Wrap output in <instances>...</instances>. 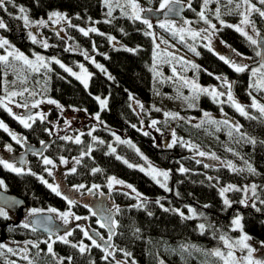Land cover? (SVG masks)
<instances>
[{"label": "trees", "instance_id": "obj_1", "mask_svg": "<svg viewBox=\"0 0 264 264\" xmlns=\"http://www.w3.org/2000/svg\"><path fill=\"white\" fill-rule=\"evenodd\" d=\"M146 2L150 9L159 4V0ZM182 2L188 5V0ZM103 3V0H5L4 7L0 8V19L6 24V28L0 29L2 36L9 43L13 42L17 50L25 53L32 50L44 52L74 63L75 58L82 60V55L67 47L66 40L55 27H42L49 45L44 48L29 39L27 27L22 19L17 18L21 15L20 7H24L34 19L46 16L52 10L64 11L73 17V25L67 27V35L88 50H92L96 44L98 63L103 69L89 64L91 77L87 88L55 62H52V69H46L44 76L40 71H28L27 86L23 85L28 91H24L23 96H14L15 100L31 103L37 92L40 99L51 98L59 104V107L57 104L46 106L44 119L37 116L30 123V128H25L18 119L0 107V121L20 139L17 143L0 128V149H7L11 153L6 155L9 161L17 162L15 157L25 151L27 143L34 147L42 146L41 152L27 153L21 173L0 165V181H3L0 187L21 196L28 210L53 207L85 216L91 222L89 225H71L69 231L72 234L68 236L69 243L66 244L55 239L51 242L50 236L33 230L30 225L24 227L28 224L26 220L15 224V220L8 216H0V230L7 237L6 243L9 241L8 244L0 241L5 246L0 248V264H216L219 260L213 257L211 250L220 244V235L236 233L230 223L238 212L243 216L244 229L256 240H264V203H261L264 201V117L257 109L248 106L246 108L251 112L247 117L243 116L230 103L214 102L207 94L193 98L195 94L181 79L192 77L198 84L217 83V76L232 79L237 99L244 106L249 98L248 93L255 89L250 84L261 79L260 73L256 77L251 74V70L259 68L261 64L256 55L258 47L234 27L226 25L237 21L247 5L243 4V0H233L231 4L228 0H209L207 5L204 0H191V8L187 6L184 13L207 25L197 15L204 11L207 20L215 21L219 27L220 37L235 48V56L242 60V64H246L244 59L251 61L246 64L248 69L245 72L237 73L217 54L204 47L198 37L187 39L184 36L185 39L181 41L179 35L174 37L170 31L162 28L155 31L148 29L142 22L134 21L127 15L116 14L110 20H98L97 31L85 36L78 27L89 24L94 18L99 19L103 14ZM255 4L264 10V4ZM217 9L219 19L216 17ZM250 18L260 33H264V17L252 11ZM221 20L224 24L220 23ZM146 31L154 35H145ZM109 37L118 39L122 46H115ZM190 41L192 43L189 45ZM174 44H177V48L171 49ZM179 46H182V50L178 49ZM190 47H195L199 55L192 52ZM15 64L11 60L7 64L0 62V98L12 90H19L16 84L12 90L7 86V75L10 74L6 72L13 66H19ZM192 64L198 65V69L192 68ZM30 87L36 92L29 93ZM98 93L109 96L106 108L101 109L95 96ZM63 107L78 108L90 116L99 114V125L92 126L89 122L84 125L85 130H74L73 134L68 132V135L55 132L54 127L58 122L65 120V113L61 112ZM223 111L236 117L239 131L233 122L218 116ZM204 112H215V116L203 115L194 123L186 119L189 115L200 116ZM165 113L172 115L166 116ZM15 114L18 116L17 112ZM151 117L157 121L155 128L162 131L174 129L178 134L175 144L172 143L171 147L161 146L154 135H145L141 122ZM226 120L227 124L224 123ZM77 137L80 143L75 142ZM189 140L206 155L200 156L196 148L189 147ZM8 146H11V150ZM41 155L52 159L71 157L76 160L72 167L76 171L73 173L71 168L69 172L53 177L46 171ZM144 155L168 172L166 187H161L145 171L130 164L143 161ZM232 163L245 167H229ZM249 166L254 171H249ZM181 167L186 171L181 172ZM93 169L100 171L93 172ZM112 176L125 180L132 187L129 188L127 183L109 187ZM41 177L48 184L55 181L61 195H56L41 181ZM250 181L257 183L255 207L252 203L241 204V190L236 189L228 191L232 201L230 206L225 205L220 194L223 186L244 185ZM78 185L85 187L77 190ZM93 185L98 187L93 188ZM137 193L140 195L137 196ZM102 194L108 196L107 204L114 206L115 211L119 208L115 214V233L111 235V240L106 228L97 226V218L88 207L93 196L97 198ZM68 200L74 203L69 205ZM178 208H183L188 215H181ZM200 224L205 225L203 232ZM90 225H96L99 229L95 238L100 247L94 246L81 231V227H85L93 233ZM80 242L87 246L83 253L78 246L72 247ZM48 244L52 245V253L48 252ZM14 246L18 248L13 249ZM105 249L113 253L107 259H104ZM125 253L130 255L126 256ZM68 257H71V261Z\"/></svg>", "mask_w": 264, "mask_h": 264}, {"label": "rangeland", "instance_id": "obj_2", "mask_svg": "<svg viewBox=\"0 0 264 264\" xmlns=\"http://www.w3.org/2000/svg\"><path fill=\"white\" fill-rule=\"evenodd\" d=\"M104 1V9H103V14H101V17L99 19L97 18H94L92 20V22H90L89 24H85L84 26H79L78 28H83L85 30H88V29H91V28H97L96 27V24H97V21L98 20H110L112 17H114L116 14L118 15H125L124 13L125 12H130V9L124 5V0H120V5L122 6H117L116 4V0H110V5H111V8H112V15L109 16L108 15V11H109V5L105 3V0ZM137 2L144 8V9H150L151 7L148 6L146 0H137ZM251 4L252 5H255V7L257 9H260V5L258 4H255L253 1H251ZM159 7V4L157 5V7L155 9H158ZM248 7H245L244 10L241 12V13H245L246 12V9ZM52 12H59L61 14H63L64 16H66V20H61L59 23H56V18L53 17L52 19H49V14L52 13ZM27 14V12H26ZM251 13L248 14V18H249V21L250 23L247 24V25H242V27L244 28L245 31L248 32L249 35H251L254 39H257L258 36L256 35L257 34V25L254 24L253 20H251ZM142 15V14H141ZM27 16L29 17V20L31 22L30 26H28L26 29H27V33H28V37L29 39L32 41V38L31 36L29 35V33H31L32 35H35L36 38H37V44L39 45H42L43 42H48V39H47V35H44L43 34V30H42V27L45 26V27H55V29L58 31V34L64 38L66 40V44L68 45L67 47L71 50V51H77L80 55H82V60L81 59H78V58H75V62L74 63H71V62H67V61H64L63 59H60V58H57V56H54V57H51V56H48L46 55V53H40L38 51H35V50H32L30 53H25V51H22V53L27 56L30 60H35V55L34 54H39V55H42L45 57L46 61H48V67L47 68H43L41 67L40 68V73L44 76L45 72H46V69H52V62L53 61V58L59 60L62 64H64L66 67L68 68H71L74 72H76L78 75H84L83 73H81V69H80V65H83L84 68L87 70V73L88 74H91V69H90V65L89 64H99L98 63V56L96 54V51L97 49L95 48V45L93 46L92 50H88L87 47H82L80 45H78L76 43L75 40H72L70 35H67V27L68 26H71L73 25V17L69 16L68 14L64 13V11H58V10H52L51 12H49L46 16H42L40 18H37V19H34L33 17H31L30 15L27 14ZM241 17L235 21V22H231L230 25H239L241 23V20L243 19V16L240 15ZM40 20H43L45 23L43 25H40L38 24L37 22L40 21ZM171 20V19H169ZM187 20V21H190V24H184V21ZM153 24V28L151 30H159V23L162 22V21H165L164 19H157V21H153V20H150ZM173 21L175 24H176V27L177 28H180V27H183L185 29H188V28H191L192 30H201V29H208L209 28V25H204V23L202 21H197L196 19H193L191 18V16H184V18L180 19H173L171 20ZM195 21V22H193ZM70 22V23H69ZM210 22L212 24H215L216 23L212 20H210ZM24 23V21H23ZM219 23V22H218ZM25 25V24H24ZM216 31L214 34L211 35V46H213L215 50V54H217L219 57L221 55H223L225 58L227 59H230L232 61H235L237 63H240L242 64V60L240 58H237L235 56V53H234V49L233 47L230 46V44H228L226 41H224V38L220 37V34H219V27L216 25ZM235 29V28H234ZM91 31H89L90 33ZM212 32L211 29H209V32L208 33H202V35H208ZM240 33V32H239ZM185 35L189 36L190 38L191 35L188 33V32H185L184 33ZM0 38H3L2 36V33L0 31ZM200 38V37H199ZM5 39V38H3ZM113 43L114 45H119V46H122V43H119L118 39H115L113 38ZM206 41V40H205ZM161 42V40L159 41ZM158 42V43H159ZM94 43V42H93ZM192 42H188V44L190 45ZM205 43H208V41H206ZM204 43V44H205ZM16 46L14 45L13 42L9 43L8 45H6L4 48H0V55H7L8 52L12 51L13 49H16L15 48ZM177 48V44H174L173 46H171V49H174V48ZM184 48V47H183ZM179 50L181 49L182 50V46H179L178 48ZM17 50V49H16ZM19 51V50H18ZM21 52V51H19ZM85 53H87V56L88 58L86 59L85 58ZM9 60H11L12 62H15L16 64L15 65H19L18 67H15L13 66V68H11V70H8L6 72L9 73L10 75H7V79H8V82L9 84L7 86H9L12 90L13 88V85L16 84L18 85V90L17 92H24V89H25V86H23L24 84H26L27 86V75H28V71H30L31 69H29L28 67H26L24 64L22 65V61H15L12 57H9ZM95 61V63H93L92 61ZM244 62L246 64H250L251 61H249V59H244ZM14 65V64H13ZM23 66V67H22ZM258 66V65H257ZM16 69V70H15ZM48 76V74H47ZM91 75H89L87 77L88 79V83H89V79H90ZM188 80H194L192 77L191 78H186ZM81 82V80H79ZM228 81L231 83L232 79H228ZM197 84L198 82L195 81ZM40 84V87H43V84L42 83H39ZM81 84H83L81 82ZM84 85V84H83ZM201 87L203 88H208V89H212V88H216L218 91L220 92H225L227 93V87L223 85V81L222 80H219L217 83H213V84H199ZM29 93L31 91H33L34 93L36 91H34L31 87L29 88ZM236 90H234V84H233V89H232V94L234 96V98L240 102V100H238V95L237 93L235 92ZM13 92L10 91L8 92L7 94L3 95L4 97V103H6L8 105L9 108H11V110L13 111L12 113H16L18 114L19 117H24L23 116V112H25V109L31 107V105L33 103H36L37 101H39L40 103L38 104L37 107H35V110L36 112L30 114V115H33L35 118L38 116V118L40 116H43V112L46 110V106H51L52 103H48L47 101L48 100H54V99H51V98H42L40 99V95L39 93H35V94H31V95H35V100L32 101L31 103L25 101L24 103L23 102H18L17 100H15L14 97H10L8 94ZM251 92V96H249V100L247 99L245 101V103L243 104L245 106V111L250 114V110H248V108H246V106H248L249 108L251 109H255L256 108H253L251 107V103H252V98L254 97L256 99L257 102H259L261 105H264V91H261V93L259 94L258 90L255 88L253 91H250ZM32 93V92H31ZM96 97H99L101 100H108V97L109 96H106V95H100V93L96 94L95 95ZM221 100H227V96H223V97H220ZM24 104H27L28 107H20L18 105H24ZM57 103H55L54 105H56ZM58 107H59V104H57ZM100 105V103H99ZM142 107H143V104H140ZM101 106V105H100ZM140 106V107H141ZM107 107V103H106V106L103 107V108H106ZM101 107V109H103ZM258 110V109H257ZM69 111V112H68ZM146 111H148V109L146 108ZM259 111V110H258ZM61 112L64 114L65 113V120H63L62 122H58V125L54 127V130L55 132H60V133H65L68 135V132L72 133L74 132V130H85L84 128V125H87L89 122L91 123L92 126H98L99 125V122L98 120L96 119V116H90V114H86V113H82L80 112V110L77 109H68V108H64L61 110ZM206 113V112H204ZM209 113V116H212L214 117L215 116V112L214 113H211V112H208ZM260 113V112H259ZM261 114V113H260ZM204 114L200 115V116H196L195 114L193 115H189L188 117H186V119L190 122H197L199 121V118L202 117ZM262 115V114H261ZM15 116H17L15 114ZM28 116V115H27ZM25 116V117H27ZM220 118H223V119H227L228 121H231L233 122L234 125H237L238 124V121L236 119V117H233L232 115L228 114L227 111H223L222 113H219L218 115ZM264 117V115H262ZM154 120V118H150L148 121H145V122H141V128L142 130L145 132V133H148L150 134L151 136L154 135V138H155V141L157 143H159L161 146L163 145H166V146H169L173 143V140H177V136L178 134L175 133L174 129L172 128H169L168 131H165V130H161V129H158V128H155V125L152 124V121ZM156 121V120H155ZM33 121H29V123H31ZM87 128V127H86ZM173 133H175V135H173ZM187 144L189 145V147L191 148H196L197 149V144L192 142V141H187ZM197 152L200 153V152H204V151H200L197 149ZM18 153V152H17ZM15 153V155L17 154ZM205 153V152H204ZM7 154H11L8 152V150H4V149H0V159L2 160H5L6 162L10 163V164H13L15 167L17 168H22L20 166V163L17 162H13V161H9L7 158H6V155ZM206 154V153H205ZM46 157L44 155H41L40 158L43 160V158ZM143 161L141 162H138V163H131L132 165H135L136 168H143L144 171L148 174L149 172V165H151L152 167H154L155 169H158L160 171H166L165 169L162 170L160 166L156 165V163L154 162H151L150 160H148V157H146L145 155L143 156ZM47 158L51 159L53 161V165H46V168L48 170H50L52 172V176L53 177H56L58 175H60L61 173H67L69 172V170L73 167L74 163L76 162L75 159H71V157L69 158H65V157H59V159H52L50 156H48ZM61 158H63L64 161H67V163H62V160ZM232 167L234 168H244L245 165H240V164H236V163H232L231 165ZM247 168V167H246ZM143 171V172H144ZM167 172V171H166ZM149 175V174H148ZM151 176V175H150ZM114 177V176H112ZM152 177V176H151ZM111 178V177H110ZM169 178V177H168ZM157 179L161 182H163V184L167 185L168 183V179L167 180H164V178L162 177H157ZM116 180H119V181H122L121 179H118L116 178ZM54 182V183H53ZM52 183H50L51 185H54L56 186V183L55 181H53ZM130 185L128 182H126L125 180L123 181V184L125 185ZM123 184H115V185H123ZM229 185L233 186V189H239L241 190V196L239 198V201L241 202L242 200H245L246 201V204H250V203H254V195L253 194V190H252V185H257V183L255 182H249V183H245L244 185H241L240 183L239 184H228L226 186H223L222 188H225V187H228ZM221 188V189H222ZM220 189V190H221ZM256 189V188H255ZM223 199H227L229 202L232 201V198H231V195H229V192H225L224 195H223ZM241 204H244V203H241ZM1 208V207H0ZM112 209H114L115 207L114 206H111ZM39 211H37L36 213L42 211V212H48V213H51L49 211V209H56V212H52L54 214V217H55V220L57 221V223L59 224L58 226V229L56 230V236L53 235L51 237V242H52V239H55V240H60L59 237L60 236H66V233L69 231V229L71 228V225H73L74 223L75 224H80V223H86V225H89L91 224V222H89V219H80V220H76L74 217L77 216V215H72L69 217V223L67 225L64 224L63 222V219L61 218L60 214L61 213H64V212H69L67 210H63V209H57V208H46V209H43V208H35ZM32 208H30L28 210V215L30 213H32ZM180 213L184 214V215H188L184 210L183 208H178L177 209ZM5 212L7 213V216L9 218H11L12 220H15L16 219V216L14 214L11 213V211H6ZM73 214V213H72ZM237 216H239L241 218V225H242V231L240 229H235L234 231L236 233H231V235H227L226 237H228L231 241H235V240H238L242 235H247L250 237V239L247 241V243L255 249V252L253 253V256L254 258L256 259H260V260H264V240L260 241V240H256L254 238V236H252L251 234H249L245 229H244V226H243V222H242V215H241V212H238L237 214L234 215V217L231 218V223H230V226H232V229H233V225H232V220L234 218H236ZM79 217H85V216H79ZM22 222H26L25 219L22 220ZM96 222H98V227L99 225H101L102 223L99 222L98 219H96ZM96 225L94 226H89L92 230H93V233H90L88 231L87 228L84 227L85 230H87L89 232V235H91L95 240V235L99 234L98 231V227ZM68 236H66V238L68 239ZM106 236H104L105 238ZM97 241V240H96ZM3 242L6 243V241L4 240ZM9 241L6 243L8 244ZM15 244V242H13ZM23 244V243H22ZM24 245V244H23ZM14 248H18V246H14ZM215 249H220L221 251H227V249L224 247L223 245V242L220 241V244L219 245H216V246H213L212 248V252L215 250ZM246 250L245 251H240L239 248L236 249L235 251V255L237 258H240L244 255H246ZM213 255V254H212ZM214 258H217L219 260V263H216V264H223V261L220 260V258L216 257L215 255H213Z\"/></svg>", "mask_w": 264, "mask_h": 264}, {"label": "snow or ice", "instance_id": "obj_3", "mask_svg": "<svg viewBox=\"0 0 264 264\" xmlns=\"http://www.w3.org/2000/svg\"><path fill=\"white\" fill-rule=\"evenodd\" d=\"M9 2H11V0H9ZM233 2V0H228V3L231 4ZM105 3L109 5V11H108V15L111 16L112 15V8L110 5V0H105ZM209 3V0H204V4L207 5ZM243 3L248 5V8L246 9L245 13H241V15L243 16V19L241 20V23L239 25H226L227 27H234L235 30L237 32H240L241 35L245 36L246 39L252 44V45H256L257 44V40L254 39L251 35L248 34L247 31L244 30V28L242 27V25H247L250 23L249 18H248V14L251 13L252 11H257L259 12V15L261 17H264V10H260L257 9L255 7V5H252L250 3V0H243ZM260 4H264V0H259ZM116 4L117 6H121L120 5V0H116ZM5 5V0H0V8H3ZM124 5L127 6L130 9V12H125L124 14L129 16L130 19L134 20V21H140L142 22L144 25L147 26L148 29H152L153 28V24L152 22L148 19L143 17L141 14L145 11H149L151 12L152 9H144L138 2L137 0H124ZM182 5V0H159V7L158 9H156V11H162L164 13V15L167 17L170 13H175V14H179V12L183 11V7ZM189 8H191V0H188V5ZM122 7V6H121ZM237 8H239V4H237ZM6 11V9H5ZM19 12L21 13V15L19 17H17L18 19H22L24 21V24L26 27L30 26L31 22L29 20V17L26 14V9L24 7H20L19 8ZM197 15L204 20L205 23H207L209 25L208 29H201V30H192L191 28L185 29L183 27L177 28L176 24L171 21V20H165L159 23V27L162 29H166L168 31H170L172 33V35L175 37L177 35H179V39L181 41H183L185 39L184 37V33L188 32L191 37L193 39L200 37L203 40L208 41V43H206L204 45V47L208 48L209 51H213L212 47H211V35L215 33L216 29V25L212 24L210 21L207 20L204 11H201L199 13H197ZM53 17L56 18V23H59L61 20H66V16H64L63 14L59 13V12H52L49 14V19H52ZM216 17L217 19L220 18V12L219 9H217L216 11ZM105 22H109V21H105ZM40 25H43L45 22L43 20H40L37 22ZM70 23V22H69ZM221 24H224L223 20L220 21ZM184 24H190V21L185 20ZM6 28V24L4 23V21L2 19H0V29H4ZM209 29L212 30V32L208 35H202V33H208ZM79 31H81L85 36H87L89 34V31L91 32H96L97 29L96 28H91L88 30H85L83 28H80ZM145 35H154L151 31H146L144 33ZM29 35L32 38L33 43H37V38L35 35H32L31 33H29ZM258 35V33H257ZM109 39H113L112 37H109ZM154 41H155V37H154ZM162 43H167V41H163L161 40ZM9 42L6 39L0 38V48H4L6 45H8ZM42 46L44 48H48L49 45L47 44V42H43ZM157 48H159V44L156 45ZM190 50L192 52H194L196 55H199V53L196 51L195 47H190ZM132 51V50H130ZM235 51V50H233ZM35 55V60H30L27 56H25L22 52H19L18 50L13 49L12 51L8 52L7 55H0V62H4L5 64H7L9 62V57H12L14 60L17 61H22L23 64L25 66H27L29 69H31L34 72H38L40 70L41 67L43 68H47L48 67V61H46L45 57L39 54H34ZM85 58L87 59V53L84 54ZM236 55H240L239 53H236ZM257 56H262V62L260 64L259 68H253L251 70V74L253 77L257 76V73H260L261 79L255 81L253 84H250V87H254L256 88L258 91H264V54H262L260 51L256 52ZM222 61H224L225 64H228L229 67H231L235 72L237 73H243L248 69V65L246 64H240L237 63L235 61H232L230 59L225 58L223 55H221L219 57ZM181 60H183V58H181ZM53 61L56 64H59L61 68H63L66 72H68L69 74H71L72 76H75L78 80H81V82L84 84V86L87 88L88 86V79L87 77L90 75L87 73V70L84 68L83 65H80V69H81V73H83L84 75H78L76 72H74L71 68L66 67L64 64H62L59 60L53 58ZM93 63H95V61H92ZM184 63H191L188 61H184ZM192 68L194 69H198V65L192 64L191 65ZM97 68H101L102 66L99 64H96ZM173 72L175 73V68L173 69ZM211 75V74H210ZM183 79V83L186 86H189L190 90L195 94V96L193 98L198 97L199 94H207L209 96L212 97L214 102H218V103H225L228 102L231 104L232 107L235 108V110L237 112H239L241 115L243 116H248V113L245 111V106H242L233 96L232 94V84L227 80L226 77H221V76H217L216 79L217 80H222L223 81V85L227 87V93L225 92H220L218 91L216 88H212V89H208V88H203L201 87L199 84H197L194 80H188L186 78H181ZM24 91H28V89H24ZM249 96H251V92L248 93ZM10 97H14L17 95L23 96V92H11L8 94ZM227 96V100H221L220 97L223 96ZM96 99L99 101L101 107H105L107 101L106 100H101L99 97H96ZM185 99H188L187 97ZM48 103H52L55 104L57 103L54 100H48ZM40 102L37 101L36 103H33L31 105V107L35 108L38 106ZM20 107H28L27 104L24 105H18ZM0 107H3L6 111H8L9 115H13L14 118L18 119L19 122L25 127V128H30L32 125L29 123V121H34L35 117L33 115H29L27 117H19V116H15L14 113H12L11 108L8 107V105L6 103H4V98H0ZM142 107V106H141ZM251 107L256 108L259 110V112L264 115V105H261L259 102L256 101V99L253 97L252 98V103H251ZM157 111H159V109H156ZM166 116L168 115H172L169 113H165ZM204 115L207 117L209 116V113H204ZM175 118V117H174ZM40 119L43 120L44 117L40 116ZM96 119L99 120V114L96 115ZM157 123V121L153 120L152 124L155 125ZM225 124L228 123V121H224ZM133 127H135V125H133ZM234 127L236 128L237 131H239V125H234ZM0 128H2L5 132H8V134L12 137L13 140H16L17 143L20 142V139L16 136L15 133H12L11 131H9L7 125L4 124L3 121H0ZM148 133H145V135H147ZM231 134V133H230ZM173 135H175V133H173ZM63 139H70L69 137H63ZM117 140H119V137H117ZM76 143H80L79 138H76ZM43 143V141L41 142ZM176 143V140H173V144ZM172 145H169V147H171ZM9 150H11V146H8ZM114 151V149H113ZM200 156H204L206 155L204 152H200L199 153ZM119 159V157H117ZM62 163H67V161H64L63 158H61ZM77 163H79V161H77ZM125 163H127V161H125ZM43 164L44 165H53V161L47 157L43 158ZM0 165H3L6 169H9L13 172L16 173H21L22 169L15 167L13 164H10L8 162H6L5 160L0 159ZM207 166V165H206ZM229 167H232L230 164L228 165ZM129 167H132V165H129ZM149 172L148 174L152 176V178L154 180L157 181V183H160L161 187H166L165 184L161 183L157 177H163L164 180L168 179V172L166 171H160L158 169H155L154 167H152L151 165H149ZM141 171H144L143 168L140 169ZM235 170V169H233ZM46 171H49V175H51V171L46 169ZM71 171L74 173L76 171L75 168H72ZM96 171H100V169H93V172ZM181 172L186 171V169H184L183 167H181L180 169ZM249 171H254V169H252L249 166ZM41 181L43 183H45L54 193H56V195H61L60 191H59V186L56 185H51L48 184L47 181L43 180V177L40 178ZM113 184H123V181H119L116 180L115 177H111L109 178V187H111ZM0 185H3V181H0ZM77 190L80 188H84V185H78L76 186ZM98 187L97 185H93V188ZM129 188H131V185H128ZM255 185H252V190H253V194H255ZM233 189V186L229 185L228 187L222 188L220 190V194L221 196L224 195L225 192H228L230 190ZM133 191H135V189H132ZM239 190V189H237ZM140 194L137 193V196H139ZM65 199H67V197H65ZM69 205L73 204L74 201L73 200H68ZM225 205L230 206V202L225 199L224 200ZM241 203L246 204L245 200H242ZM261 203H264V201H261ZM253 207H255V204L252 205ZM87 207V206H86ZM259 211V209H257ZM37 211V209H33L32 210V214H35ZM50 212H56V209H49ZM116 211L119 212V208H116ZM191 211V209H190ZM73 214L70 212H64L61 213L60 216L63 219V222L65 225H67L70 221H69V217L72 216ZM92 215H96L95 212H92ZM181 215H183L181 213ZM0 216H7V213L5 212V210L3 208H0ZM76 220H80V219H88L87 217H79V216H75L74 217ZM191 218V217H188ZM111 224L113 226H115L116 222L115 221H111ZM232 225L233 230L235 229H240L242 231V225H241V218L239 216H237L236 218H234L232 220ZM101 227H105L104 224L100 225ZM24 227H29L28 224H25ZM77 227H80L79 225H77ZM199 228L201 229V231L203 232V230L205 229V225L204 224H200ZM35 230V228L33 229ZM81 231L83 232L84 236L87 237L89 240H91L92 244L96 247H100L101 245L97 243V241L91 236L89 235V232L87 230H85L84 228L81 227ZM110 231V235L108 237L109 240H111V233H112V228H109ZM72 232L68 231L66 233L67 235H71ZM66 236H60L59 239L64 242V243H69V241L67 240ZM219 239L223 242L224 247L227 249V251H221L220 249H215L213 251V255H215L216 257L220 258L221 261H223V264H264V260H260V259H256L253 256V253L255 252V249L252 248L247 241L250 239L249 236L247 235H242L238 240L235 241H231L228 237H226V235H220ZM264 243V242H262ZM79 247V251L81 253H83L86 250V245L83 244V242H80L79 245L73 244L72 247ZM5 247L3 244H0V248ZM239 248L240 251H245L246 250V255L237 258L235 255V251L236 249ZM9 252L12 251L11 248L8 249ZM106 251V255L104 257V259H107L108 256L113 255V253L111 252H107ZM48 252L52 253V245L48 244ZM125 255H130V253H125ZM69 261H71V257L67 258ZM31 264V262H30ZM62 264V262H61ZM133 264H135V262H133ZM161 264H163V262H161Z\"/></svg>", "mask_w": 264, "mask_h": 264}, {"label": "water", "instance_id": "obj_4", "mask_svg": "<svg viewBox=\"0 0 264 264\" xmlns=\"http://www.w3.org/2000/svg\"><path fill=\"white\" fill-rule=\"evenodd\" d=\"M183 11L179 12V14L170 13L167 17L164 15L162 11H157L152 9L151 12L145 11L142 13V16L145 18H148L149 20L155 19L157 14L159 13L163 18L170 19H178L182 18L184 15V12L186 10L185 4L182 2ZM257 44L258 47L257 50L260 51L262 54H264V33H260L258 35ZM259 63L262 62V56H258ZM233 85V81H231ZM35 108L29 107L28 109H25V112H23L24 116L30 115L33 112H35ZM42 146H31L28 143L25 144V151L21 154H17L15 159L20 163V166H23L26 164L27 161V153H38L41 152ZM107 198L108 196L105 194L100 195L97 198H94V196L89 200L90 203H88V207L92 212H95V217L102 222V224L105 225L106 230L110 233L109 228H112V234L115 232V227L111 224V221H114L115 214L117 211L115 209L110 208L111 205L107 204ZM28 205H26L25 201L21 196L16 195L14 193H11L9 190L6 191L0 187V207L3 208L6 211H11L12 214L16 216V219L14 221L15 224H18L21 220L26 219L28 225H30L33 229L35 228L36 231L43 232L44 235L52 237L53 234H55L56 230L58 229L59 224L55 220L54 214L48 213V212H38L35 214L30 213L28 215ZM110 235V234H109ZM7 239L5 233L0 230V241H4Z\"/></svg>", "mask_w": 264, "mask_h": 264}, {"label": "flooded vegetation", "instance_id": "obj_5", "mask_svg": "<svg viewBox=\"0 0 264 264\" xmlns=\"http://www.w3.org/2000/svg\"><path fill=\"white\" fill-rule=\"evenodd\" d=\"M251 1H253L254 3L259 2V0H250V3H251ZM184 4H185V7H187L186 3H184ZM243 4H244V3H243ZM247 7H248V5H247ZM186 9H187V8H186ZM153 10H155V12H157L155 8H154ZM184 13H185V12H184ZM185 15H186V14H184L182 18H184ZM250 15H251V14H250ZM186 16H187V15H186ZM182 18H181V19H182ZM157 19H164V20L167 19V20H169L170 17H168V18H163V17L158 13L157 16L155 17L154 21L156 22ZM171 20H173V19H171ZM209 21H210V20H209ZM214 22H215V21H214ZM231 22H233V21H231ZM231 22H230V23H231ZM230 23H228V25H230ZM256 29H257V33H258V35H259V34H260V30H259L258 28H256ZM256 35H257V34H256ZM258 35H257V36H258ZM184 36H185L187 39H188V38L190 39L189 36H187V35H185V34H184ZM198 39H199V40H202L203 43L206 42L205 40H203V39H201V38H199V37H198ZM205 44H206V43H205ZM205 44H204V45H205ZM211 47H212L213 52H214V54H215V50H216V49H214L213 46H211ZM187 52H188V50H186V52H185V53H186V56H187V59H188V55H189V54H188ZM13 162H16V161H13ZM29 215H30V214H29ZM25 220H26V219H25ZM56 233H57V232H55V234H53V235L56 236ZM53 235H52V236H53Z\"/></svg>", "mask_w": 264, "mask_h": 264}]
</instances>
